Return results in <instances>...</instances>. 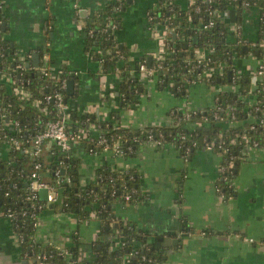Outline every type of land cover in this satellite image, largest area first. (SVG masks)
I'll list each match as a JSON object with an SVG mask.
<instances>
[{"label":"crops","instance_id":"obj_1","mask_svg":"<svg viewBox=\"0 0 264 264\" xmlns=\"http://www.w3.org/2000/svg\"><path fill=\"white\" fill-rule=\"evenodd\" d=\"M3 1L7 36L16 48L29 53L32 63L34 51L40 53V63L48 53L53 66L64 65L77 76V80L73 79L75 96L70 98L69 108L71 114L73 111L84 120L76 124L71 120L74 137L67 155L80 159L81 185L95 182L97 168L102 165L118 170L135 167L145 197L135 202H120L115 211L137 228L148 230L157 247L167 250L168 257L160 264H264V147L252 148L248 159L240 164L234 179L237 192L228 200L218 193L223 157L213 148H195L188 158L172 143L164 146L142 143L131 155L118 154L113 148L100 151L93 148L102 131L97 121L112 120L114 110H120L119 118L112 120L115 125L165 123L169 109L184 107L185 100L191 108L212 107L216 87L204 82L209 87V99L202 102L188 96L174 98L160 91L155 79L141 80L144 92L139 101L120 108L117 88L123 70L104 69V60L94 57L95 48L89 45L84 28L96 9L114 0H77V9L73 0ZM191 1L176 0L185 7ZM119 5L118 28L111 41L119 44V51L122 47L128 50V61L133 67L143 57L147 61L149 56L153 59L159 38L150 17L157 10L159 0H123ZM258 12L257 8H248L240 34L232 14L228 39L235 41L241 37L248 44L260 38ZM243 50L246 54L237 59L236 73L252 75L258 61L264 60V46L261 51L251 52L245 44ZM260 52L262 57H258ZM221 85L226 93L239 88L234 82ZM6 144L0 142V156L7 154ZM54 148L59 149L56 142L47 141L44 155L49 156ZM186 220L190 229L185 225ZM99 230L100 220L95 215L82 221L75 212L50 208L41 215L37 238L66 246L77 233L87 242L84 257L93 260L91 242L96 240ZM160 237L164 239L159 241ZM25 259L10 220L0 217V264H23Z\"/></svg>","mask_w":264,"mask_h":264},{"label":"trees","instance_id":"obj_2","mask_svg":"<svg viewBox=\"0 0 264 264\" xmlns=\"http://www.w3.org/2000/svg\"><path fill=\"white\" fill-rule=\"evenodd\" d=\"M166 1L170 2L166 4ZM242 1L195 0L185 7L176 0H159V6L153 13L151 22L152 25L174 27L172 33L176 36L171 33V43L175 51L168 59L153 58L150 66L147 57H143L140 61L155 70L156 83L160 89H168L177 95L184 96L189 92V80L197 78L198 73L204 69L202 64L194 60L195 48L207 51L210 46L214 45L216 47L214 53L209 52L211 58L214 61L226 62L228 65L224 73L211 76L205 80L206 83L211 85L234 82L239 85L236 92L227 93V98L224 99V95L220 96L219 109L206 108L192 114L188 119L194 122L192 126L183 121L182 112L177 107H172L168 111V115L175 120L173 125L146 127L115 125L112 120L119 118L120 110L113 111L112 120L97 121L109 146L114 147L115 143H118L124 155L133 154L142 141L148 139L150 133H153L155 139L165 144L179 143L180 136L184 133L189 135L190 140L197 139L203 145V140L206 138L212 143L213 149L223 157L221 165L224 169L217 181V189L224 200L235 196L237 192L234 179L238 174L240 164L248 159L245 145L258 140L259 146L264 147L263 124H258L252 129L249 122L229 126L222 121L234 107L237 119L246 117L251 108L249 102L243 98L247 92H254L251 74L235 72L238 68L237 59L246 54L243 45L246 44L251 52L263 49L259 46L258 40H264V0H249L250 7H244ZM121 2L123 0H114L96 9L87 19L84 28L89 45L95 48L92 50L94 57L104 60V69L106 71H115L119 68L123 70L117 88L118 102L120 108H123L137 103L144 91H141L143 73L139 69L140 63L134 67L131 66L128 61V50L122 47V55L119 54V44L108 39L107 32L103 31L107 20L119 21L118 5ZM214 8L230 10L231 15H235V21L240 26V30L243 29L244 16L248 8H257L259 10L256 18L257 26L262 32L260 38H256L258 43L254 46L251 43L253 41L247 44L241 37L235 41L228 39L229 21L213 16L211 10ZM189 15H191V20H189ZM211 17L216 22L205 26ZM4 18L0 10V20ZM16 51V46L7 36V29H3V25L0 24V73L11 71L12 79L31 93L30 97H24L13 89L10 81L0 78V142L4 141L8 146L7 154L4 157L0 156V217L8 218L9 212L13 214L9 220L13 230L23 235L24 240L21 243L23 253L29 252L27 258L30 262L35 261L38 254L47 253L49 264H68L72 260H75L73 264H157L166 260L167 250L157 247L148 230L137 228L132 221L124 219L115 211L116 204L120 202H135L145 197L140 189V173L135 167L118 170L102 165L97 168L96 181L82 186L79 175L80 159L69 154L68 156L67 152H61L60 148L52 149L49 156L44 155L43 152L37 156L31 154L30 149L33 148L35 135L44 130L48 122L55 118L54 101L50 100L46 103L44 97L47 94L54 95L56 92H62L69 103L75 93L69 94L67 86L62 88L61 82L63 79L67 82L69 79L77 80V76L71 74L64 65L59 64L53 69L51 67L54 64L53 60H49L50 74L48 76L32 67L14 70L19 61ZM260 56L262 57L261 52L258 57ZM229 70L232 73L231 78L228 77ZM173 81L175 83L171 85ZM258 84L254 93L262 96L264 95V83L260 80ZM35 98L42 100L41 105H46L48 112L35 105ZM222 107L224 109H221ZM216 110L219 111L220 119L212 115ZM5 119L12 122L18 120L19 124L12 128L6 127ZM71 120L76 124V121L84 120V118L75 116L72 111ZM160 133H162L161 136H159ZM11 136L22 139V146L18 147L10 143L8 139ZM135 137H138V140L135 141ZM93 148L100 151L104 145L94 142ZM195 148L192 147L187 153L181 149V152H185L183 154L188 158ZM37 162L40 163L39 167L35 166ZM63 168H65V173H63ZM33 172H37L40 180L55 187L58 191L56 201L46 204L47 198H42L39 193L36 199L29 198L30 183L35 178ZM38 203L42 206L35 209L34 205ZM50 208L56 211L75 212L82 221L89 220L93 215L100 220L98 237L91 242V247L95 252L93 260L84 257V246L87 242L77 233L73 235L71 242L63 247L34 240L37 233L35 222ZM33 212H36V216L32 215ZM185 225L188 226L187 220ZM118 241L125 243L124 246L115 247ZM64 249H68V253H65ZM134 249L138 252L131 256L129 262L124 263V256ZM143 255L145 259L142 258Z\"/></svg>","mask_w":264,"mask_h":264},{"label":"built area","instance_id":"obj_3","mask_svg":"<svg viewBox=\"0 0 264 264\" xmlns=\"http://www.w3.org/2000/svg\"><path fill=\"white\" fill-rule=\"evenodd\" d=\"M195 0H192L191 2L193 3ZM170 2V1H168ZM168 2L166 1V4H168ZM191 3V4H192ZM172 4V3H171ZM242 4L244 7H250L251 3L249 0H243ZM73 6L75 7V9H77L79 7L78 1L77 0H73ZM4 7V1L0 2V10L2 11L3 15V8ZM121 7L120 5H118V8ZM199 9V7L197 8ZM211 14L215 17H218L220 20H228L230 21L231 19V12L228 9L225 10H220L218 8H214L211 10ZM5 16V15H4ZM151 21L153 19V14L150 17ZM189 20H191V15H189ZM5 21V18L3 20H0V24L3 25ZM216 22V20L211 17V19L209 20V22L207 24H205V26H209V25H213ZM236 22V21H235ZM152 27L155 29L154 31L156 33H158L160 35V39H159V44L158 47L153 55V58H156L158 60H163V59H168L171 57V53L175 51L173 44L171 43L172 41V36L171 33L174 30V27H167L166 25H162V26H157V25H152ZM236 27L238 29V34H240V26L236 23ZM118 28V23L116 21L113 20H107L106 22V26L103 28L104 32H107V38L112 40L114 37V32L115 30ZM163 28V29H162ZM93 32V31H91ZM173 34V33H172ZM259 41V46L263 47L264 46V40H258ZM257 40L251 42L254 45H256V43H258ZM216 50V47L210 46V48L206 51L199 49V48H195V59L197 61L198 64H202L204 66V69L202 72H199L197 75V78H193L191 80H189V85L196 83V82H206L205 80L211 78V76L213 75H220L222 73L225 72L226 70V65H228L226 62L223 61H214L211 58V55H209L211 53H214V51ZM119 54L122 55L121 51H118ZM16 54L18 55V63L15 66L14 70L17 69H25L27 67H32L35 69H39V72H41L42 74L48 76L50 74V65H49V55H45V57L43 58V62L39 63L38 65H33V63L30 61V54L29 53H25L22 52L20 50L17 49ZM48 63V64H46ZM51 67L53 69H55V66L51 65ZM52 69V72L54 71ZM139 69L140 71L143 73V77L142 80H149V79H155V70L151 69L145 62H140L139 65ZM236 72V71H235ZM12 73L11 71L9 72H1L0 73V78H3L7 81H10L13 85V89L20 93L21 95H23L24 97H30L31 93L29 91L24 90V88L22 87V85L20 83L17 84L16 80L12 79ZM12 79V80H11ZM251 79H252V85H253V89L254 92L257 90L259 84L258 81H262L264 83V60L260 59L256 65L255 71L253 72V74L251 75ZM175 83V81L171 82V85H173ZM68 84V82L63 79L61 82V87L64 88L66 87ZM213 86L216 87V95H215V101H214V105L212 107L209 108H218L220 107V101L221 95H224V99L227 98V93L226 91L224 92L223 87L221 85V83L219 84H212ZM178 87H180L178 85ZM254 92H247L245 95H243V98L245 100H247L251 106L250 110L247 113V116L242 118V119H237L236 117V113H235V107L233 109H231L229 111V115L225 118L222 119V121H224L226 124H228L229 126L231 125H241L244 122H249L250 127L256 128L258 126V124H263L264 125V95L262 96H258L256 93ZM186 96H188V93L186 94ZM242 96V95H241ZM45 102L47 103L50 100L54 101L55 104V108L53 109V111L55 112V118L50 120L46 126V128L44 130H42L41 132L37 133L35 135L34 141H33V148L30 149V152L32 155L37 156L40 155L43 150H44V146L46 144L47 141L51 140L56 142V144L59 146V148L63 151V152H67L68 150H70L71 145H72V140H73V133L71 132L70 128V124H71V110L69 108V103L65 100L64 95L62 92H56L54 95L52 94H47L44 97ZM34 103L36 106H39L41 108V110L48 112V107L46 105H41L42 100L39 98H35L34 99ZM177 108H179V110L182 112V119L183 121L186 122H190L188 119L190 118V116L198 111H203L206 108H191L190 106H188L187 104L184 107H179V106H175ZM221 109H224L223 107ZM214 118H219L220 119V114L219 111L216 110L214 113H212ZM4 116H6L4 114ZM8 117V116H6ZM168 122H158L156 124H144L142 125V127H146V126H152V125H173L175 120L169 116ZM6 122H8L7 124H9V126L6 124ZM194 123V122H193ZM4 124L6 127H10L12 128L13 126H17L19 124V121L16 120L15 122H12L9 119H5L4 120ZM162 133L159 134V136H161ZM138 140V137H135V141ZM188 140V142H187ZM8 141L11 143H13L16 146H22V139L18 138V137H14L11 136L9 137ZM204 145L201 144L197 139H189V135L184 133L180 136L179 139V143L174 144V146L181 151L184 150L186 153L192 148V147H196V148H213L212 143H210L209 141H207L206 138H204ZM97 144L104 145L103 149H107V148H113L115 150L116 153L118 154H124V151L119 147L118 143H115L114 147H110L108 142H107V138L105 136L102 135V133L99 134L98 138L95 141ZM149 142H153L156 143L158 146H164L166 145L164 142H162L161 140L155 139L153 133L149 134L148 139H145L142 141V143H149ZM254 147H259V141L258 140H254L253 143H248L247 145H245L246 148V152H247V156H249L250 150ZM131 149V148H130ZM184 152V153H185ZM40 163L37 162L35 164L36 167H39ZM224 169V166H222V170ZM221 170V171H222ZM59 172V171H57ZM33 176L35 177L31 183H30V196L29 198H34L36 199L39 190L41 188H47L48 189V193H47V200L45 201L46 204H49L51 202H54L58 199V191L55 189L54 186L50 185L48 182L40 180L37 176V172H33ZM67 180H69V178H67ZM57 182H60V180H57ZM129 197V196H128ZM42 204L38 203L36 205H34L35 209H37L38 207H41ZM9 217L13 216V214L11 212H9V214H7ZM33 216H36V212L32 213ZM8 217V219H9ZM35 225L37 226V230L38 227L40 225V219L36 220ZM16 232V231H15ZM18 236V240L20 243H22V241L24 240L23 235L21 234H17ZM36 241H40L37 238V233H36V238L34 239ZM252 240V239H251ZM125 243L123 242H117L115 247H121L124 246ZM58 246V245H57ZM63 247V246H62ZM65 253H68V249H64ZM138 251L137 250H131L129 252H127V254L124 256L123 260L124 263L129 262V259L131 258V256H134ZM24 256L27 258L29 256V252L26 251L24 252ZM143 259H145V255H143L142 257ZM28 259V258H27ZM49 254L47 253H41L37 255V259L33 262H30L29 264H49ZM75 262V260L70 261L68 264H73ZM55 264H59V263H55ZM157 264H160V262H158Z\"/></svg>","mask_w":264,"mask_h":264},{"label":"rangeland","instance_id":"obj_4","mask_svg":"<svg viewBox=\"0 0 264 264\" xmlns=\"http://www.w3.org/2000/svg\"><path fill=\"white\" fill-rule=\"evenodd\" d=\"M155 33V32H154ZM156 36L160 39V35L158 33H156ZM147 84V83H146ZM209 87L203 82V81H200V82H196V83H193V84H190L189 85V92H188V97L190 99H194L195 101L200 100L202 102L206 101L207 99H209V96H208V90ZM160 91H164V92H167L168 95L171 94L172 97H178V96H182V95H177L175 94L174 92L168 90V89H162ZM207 91L206 95H205V92ZM183 97H187L186 95H184ZM156 102V98L154 100ZM210 102V101H209ZM185 105L187 103V100L184 101Z\"/></svg>","mask_w":264,"mask_h":264},{"label":"water","instance_id":"obj_5","mask_svg":"<svg viewBox=\"0 0 264 264\" xmlns=\"http://www.w3.org/2000/svg\"><path fill=\"white\" fill-rule=\"evenodd\" d=\"M6 25H7V22L4 21V23H3V29H6ZM32 58H33V65H38L40 63V53L39 52L34 51L32 53ZM151 61H152V57L149 56L148 57V64H149V66L151 65ZM46 64H48V63H46ZM231 75H232V73L229 71L228 72V77L231 78ZM67 90H68V93L69 94H74V80L73 79H69L68 80ZM63 173H65V168H63ZM47 193H48V189L47 188H41L39 190L40 196L42 198H44V199L47 198ZM158 239H159V241H162L164 238L163 237H160ZM173 241L175 243L178 242V240H173ZM158 245H160V242H158ZM23 264H29V260H27V259L23 260Z\"/></svg>","mask_w":264,"mask_h":264}]
</instances>
